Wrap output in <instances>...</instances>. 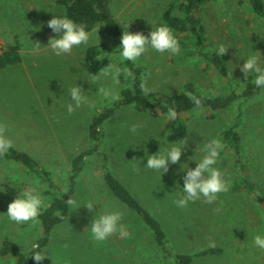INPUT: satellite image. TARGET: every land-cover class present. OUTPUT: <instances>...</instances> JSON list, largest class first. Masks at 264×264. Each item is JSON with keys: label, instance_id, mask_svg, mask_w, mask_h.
I'll list each match as a JSON object with an SVG mask.
<instances>
[{"label": "rangeland", "instance_id": "374dc122", "mask_svg": "<svg viewBox=\"0 0 264 264\" xmlns=\"http://www.w3.org/2000/svg\"><path fill=\"white\" fill-rule=\"evenodd\" d=\"M171 0H112V10L120 24H130L131 32L147 35L153 27L163 24L162 15ZM54 15H66L63 7L51 0H0V47L20 42L22 63L0 70V125L5 135L19 149L30 152L52 174L56 186L64 191L69 187V171L75 156L92 147L89 126L93 116L114 101H106L97 89L111 84L99 77L91 81L83 60L87 48L97 44L112 47L109 56L112 64L118 63L114 42L109 40L104 25L92 31L87 45H81L71 53L57 57L47 46L54 34L47 21ZM201 17L208 39L215 50L224 44L226 53L221 56L231 75L223 79L220 73L204 60L194 58L186 64L172 62L174 56L155 53L149 49L141 58L132 62L142 65L141 78L148 91L164 94H182L187 83L210 97H225L233 92L240 95L244 73L242 64L252 51H258L264 66V26L251 15L246 6H237L233 0H210L201 10ZM32 42L41 47L32 50ZM126 61L123 66H126ZM253 75V74H249ZM129 74L121 75L120 93L131 87ZM80 84L94 106L83 105L71 115L65 110L64 89ZM65 95V96H63ZM241 117L239 118V116ZM212 116V117H211ZM188 133L183 139L187 146L177 164H170L169 171L159 173L145 169V151L155 154L167 144L163 119L138 112L134 106H122L100 127L103 139L99 152L106 156L107 168L117 177L163 225L171 248L178 253L195 254L209 247H219L218 255L196 257L192 264H264V249L256 248L252 236L264 229L259 203L247 191L240 190L239 182L249 177L264 184V93L251 100L235 99L229 107L212 115L205 108L183 115ZM137 125L136 131H130ZM237 124V132L245 151L248 168L245 172L235 164L232 152L219 154L216 166L223 172L228 185L212 203L203 199L190 202L186 208H178L169 195L183 185L181 164L195 167L189 157L196 154L212 138L220 140L222 133ZM179 142V141H178ZM177 143V142H176ZM140 161L138 164L136 161ZM105 160L97 154L85 160L84 169L76 179L74 198L95 201L97 206L89 211L81 207L70 208L68 219L51 233L43 252L50 264H161V256L148 226L129 208L121 203L105 184L103 166ZM185 169L187 165L183 166ZM12 162L0 164V213L6 214L8 204L19 190L39 181L36 175L25 173ZM12 181V182H10ZM17 189H16V188ZM46 202L52 196L47 187ZM119 210L122 223L129 235L119 233L104 242H96L87 229L96 213ZM42 236V226L15 225L0 216V244L9 237L21 248L30 250ZM4 264H14L12 258H0Z\"/></svg>", "mask_w": 264, "mask_h": 264}, {"label": "trees", "instance_id": "16d2710c", "mask_svg": "<svg viewBox=\"0 0 264 264\" xmlns=\"http://www.w3.org/2000/svg\"><path fill=\"white\" fill-rule=\"evenodd\" d=\"M51 1L63 7L67 16L77 23L84 24L86 29L91 32L99 25H104L109 40L114 42L115 47L119 45L123 31L112 10V0ZM209 1L171 0L169 2L167 9L163 12L162 21L163 24H167L170 27L181 45L180 53L174 56L172 62L186 64L194 58L201 61L204 60L209 63L211 68L217 70L223 79L231 80V74L227 66L221 57L216 55L215 47L207 37L206 28L201 17V10ZM233 1L239 7L244 8L246 6L256 21L264 26V0ZM117 49L116 51H118ZM21 50L20 42L7 44L0 54V70L21 64ZM113 51L112 47L105 44H97L87 48L83 60L86 71L90 75L98 74L108 63H112L109 56ZM125 64L131 87L123 89L118 100L114 101L111 106H105L93 116L89 126V138L92 141V147L87 151L81 152L71 161L67 192L55 185L51 172L30 152L14 146L7 154L0 157V164L12 162L16 166H20L26 171L25 173H31L44 180L49 191L52 192L47 207L38 218L42 226V236L36 243L39 247L25 250L21 248L17 241L5 237L0 244V258H12L14 264H37L31 258L32 252L43 251L49 243L52 231L68 219L70 207L66 205L65 200L71 196L74 198L76 179L80 177L84 169L86 158L94 154L102 156L105 160L103 179L112 194L127 208L132 210L152 232L153 242L160 252L161 264H192L196 257L218 255L223 252V249L219 247H209L195 254H188L175 252L171 248L167 233L160 220L141 204L133 193L107 168V158L99 152L100 143L103 139L100 127L114 114L116 109L122 106H134L138 112L163 119L167 141L176 143L183 140L188 133L183 115L197 109L192 103L191 95L198 96L201 99L200 108L207 109L213 115L229 107L237 98H243L248 101L264 93V90L256 88L252 83L253 74L248 76L247 81H244L245 77L242 78L243 90L240 95L233 92L225 97H210L203 95L192 83L185 84L184 93L182 94H164L157 91L146 93L140 87L141 83H143L141 78L143 66L141 64L135 65L128 61ZM169 107H173L176 110L177 118L175 120L166 118ZM236 129L237 124L222 133L220 141L224 147L220 153L224 151L232 152L235 156V164L241 171L245 172L248 168V163L244 156L245 151L242 147L241 138ZM239 187L241 188L240 190L247 191L248 194L252 195L259 203L264 220V184L249 177H244L240 180ZM39 264H50V260L45 258Z\"/></svg>", "mask_w": 264, "mask_h": 264}, {"label": "clouds", "instance_id": "9594fccd", "mask_svg": "<svg viewBox=\"0 0 264 264\" xmlns=\"http://www.w3.org/2000/svg\"><path fill=\"white\" fill-rule=\"evenodd\" d=\"M124 31L120 36L118 45V63H108L98 74L91 77L92 82H96L99 77L107 78L111 84L105 87H100L97 92L108 102L119 99V93L116 85L121 84V75L126 77L128 70L124 65L125 61L135 62L141 58L149 49L155 53H166L169 55H177L181 51V45L178 39L173 34V31L167 24H159L155 27L152 25V30L145 35L143 32H131L128 30L130 24H121ZM47 27L51 29L54 36L49 37L47 46L45 48L51 49L53 54L60 57L69 54L76 47L87 45L92 37V32L86 29L82 23H77L67 15H54L47 21ZM41 47L39 42H32V50L37 51ZM224 44H219L216 48V55L223 56L226 51ZM258 51H252L246 56L242 64L237 65L240 71L244 73L245 80L249 74H254L252 83L256 88L264 90V66H262ZM232 75V73H231ZM143 91H148L146 85H140ZM66 93V103L64 105L67 114L71 115L74 111L81 108L83 105L89 107L94 106V102L85 95L83 87L76 83L64 89ZM65 96V95H63ZM195 108L201 107V99L198 96H190ZM166 118L175 120L177 118L176 110L169 107L166 113ZM137 125L133 124L130 131L135 132ZM187 143L181 140L177 143L167 144L155 154H148L145 151L146 163L143 164L145 169L153 170L162 176L163 173L169 171L170 164H177L181 160V156L185 151ZM14 147L13 141L5 135V127L0 125V157H3ZM224 145L217 138L210 139L207 144L201 149L202 155L197 159L196 154L189 157L190 160L195 161V167L191 168L188 164H181L180 168L184 172L182 187L178 184V191L169 195H173V203L178 208H186L190 202L203 199L206 203H212L217 199V195L228 190V185L224 178L223 172L216 166L217 159ZM136 161V160H134ZM140 164V161H136ZM187 165L185 169L183 166ZM12 182V181H10ZM13 184V182H12ZM16 188V187H15ZM47 185H41L39 181L30 184L19 190V195L11 201L7 206L6 214L0 213L7 221L15 225L39 223V216L47 207L46 191ZM17 189V188H16ZM5 189L0 186V192ZM68 191L67 188L64 189ZM66 205L74 210L81 207L92 211L97 203L95 201H83L73 198L72 196L65 200ZM123 213L119 210H104L94 215V218L87 228L90 232L91 238L96 242H104L115 233H119L122 237L129 235L127 228L122 223ZM252 243L256 248L264 249V229L260 230L252 236ZM32 249H37L39 246L33 244ZM47 256L43 251H33L31 258L37 264L43 261ZM0 264H4L0 260Z\"/></svg>", "mask_w": 264, "mask_h": 264}, {"label": "built area", "instance_id": "2783aa9c", "mask_svg": "<svg viewBox=\"0 0 264 264\" xmlns=\"http://www.w3.org/2000/svg\"><path fill=\"white\" fill-rule=\"evenodd\" d=\"M3 48H4V47H0V54L2 53Z\"/></svg>", "mask_w": 264, "mask_h": 264}, {"label": "crops", "instance_id": "0c3cea01", "mask_svg": "<svg viewBox=\"0 0 264 264\" xmlns=\"http://www.w3.org/2000/svg\"><path fill=\"white\" fill-rule=\"evenodd\" d=\"M21 54H22V50H21ZM84 65V64H83ZM5 70V69H4ZM88 73V72H87ZM89 74V73H88ZM93 76V75H92Z\"/></svg>", "mask_w": 264, "mask_h": 264}]
</instances>
